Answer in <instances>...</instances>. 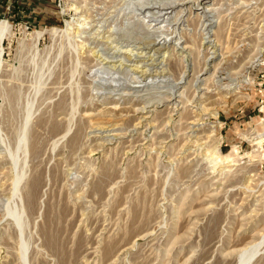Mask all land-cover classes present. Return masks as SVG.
Segmentation results:
<instances>
[{"label": "rangeland", "instance_id": "obj_1", "mask_svg": "<svg viewBox=\"0 0 264 264\" xmlns=\"http://www.w3.org/2000/svg\"><path fill=\"white\" fill-rule=\"evenodd\" d=\"M1 22L0 264L21 237L30 264H237L261 241L264 0H0Z\"/></svg>", "mask_w": 264, "mask_h": 264}, {"label": "bare ground", "instance_id": "obj_2", "mask_svg": "<svg viewBox=\"0 0 264 264\" xmlns=\"http://www.w3.org/2000/svg\"><path fill=\"white\" fill-rule=\"evenodd\" d=\"M9 26H10V24L8 23V22H1L0 23V38H1V40H3V38H5V36L8 34V33H10V29H9ZM71 26V24L69 23V27H68V31H69V29L70 28H72V27H70ZM69 35V34H68ZM39 36V35H38ZM70 39V38H69ZM1 42H3V41H1ZM0 42V66H1V62H2V54H3V46H2V43ZM76 49V48H75ZM32 107V106H31ZM29 108V107H28ZM74 108V107H73ZM33 111V110H32ZM73 112V111H72ZM27 113H29L28 114V117L25 119V120H27L26 121V123H25V125L23 126L24 127V129L25 130H23V131H25L23 134V137L21 138V140H22V142L23 141H26V140H28V138H27V134H26V130H27V127H29L28 126V124H29V119H30V117L33 115H31L30 113H31V110H29ZM34 113V112H33ZM31 115V116H30ZM28 131V130H27ZM27 138V139H26ZM21 142V141H20ZM22 142H21V144H22ZM27 142V141H26ZM26 142H25V144H26ZM259 142V141H258ZM28 143V142H27ZM261 144V143H260ZM24 145V144H23ZM22 146V145H21ZM20 146V147H21ZM26 146V145H25ZM24 150V149H23ZM231 152V151H230ZM229 152V153H230ZM238 150H234L233 151V153H230L229 155H227V156H224V157H222V156H220V158L222 159V160H228V161H235V160H237V158H238ZM226 154V153H225ZM26 156V155H25ZM240 156V155H239ZM14 157H12V159H13ZM16 159V158H15ZM221 161V160H220ZM223 162V161H222ZM19 174H21V173H19ZM18 175V174H17ZM24 175V174H23ZM22 175V176H23ZM25 177V176H24ZM19 180L21 179V181H19V182H17V184L16 185H18V186H16V189L17 188H19V185L21 184L20 182H22L23 180V178L21 177V178H18ZM15 180V179H14ZM38 182V181H37ZM36 182V183H37ZM14 183V182H13ZM16 183V182H15ZM18 183H20V184H18ZM14 185V184H13ZM15 188V187H14ZM20 189H21V187L19 188V189H17L16 191H20ZM15 191V190H14ZM15 191V192H16ZM22 192V191H21ZM18 194H19V192H18ZM19 196H20V204L17 206V207H19V208H17L18 210H20V213L17 215V216H19V220L17 221L18 222V224H20L19 226H21L22 225V218H24V217H26V213H27V207H26V205H25V202H24V197L22 196V195H20L19 194ZM18 198V197H17ZM11 214V213H10ZM17 214V213H16ZM15 219V218H14ZM25 219V218H24ZM25 221V220H24ZM21 228V227H20ZM22 229V228H21ZM49 236H50V234H49ZM54 237V236H53ZM53 237L52 236H50L49 237V239L51 238L52 239V244H56V241L55 240H53ZM22 238V240H21V244H20V251H21V258H22V260H23V262H24V264H30V261H29V255H28V250H29V242L26 240V239H24L23 237H21ZM50 243H51V241H50ZM264 244V235L262 236V239H261V241L260 242H258V244L256 243V244H253V245H255L253 248H251V249H249L248 247L246 248V249H243L242 251H241V253H240V255H239V260H238V263L237 264H251V262H252V260L256 257V255H258V253L260 252V250L262 249L261 248V245H263Z\"/></svg>", "mask_w": 264, "mask_h": 264}]
</instances>
